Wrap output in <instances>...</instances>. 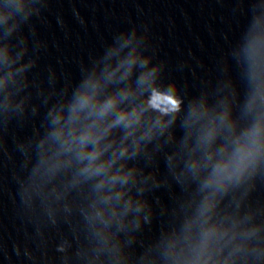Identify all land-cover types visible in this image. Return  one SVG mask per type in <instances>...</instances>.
<instances>
[{
  "label": "clouds",
  "instance_id": "1",
  "mask_svg": "<svg viewBox=\"0 0 264 264\" xmlns=\"http://www.w3.org/2000/svg\"><path fill=\"white\" fill-rule=\"evenodd\" d=\"M47 7L0 0V117L43 109L40 128L16 145L27 162L24 202L75 208L90 237L88 264H135L124 237L150 223L144 194L167 182L139 161L153 163L170 147L163 155L184 195L140 264H264V200L254 195L264 185V11L246 34L250 87L238 103L235 92L189 98L165 79L147 30L136 27L115 33L76 83L37 88L34 98L29 73L38 56L30 51L39 43L30 49L23 29Z\"/></svg>",
  "mask_w": 264,
  "mask_h": 264
},
{
  "label": "water",
  "instance_id": "2",
  "mask_svg": "<svg viewBox=\"0 0 264 264\" xmlns=\"http://www.w3.org/2000/svg\"><path fill=\"white\" fill-rule=\"evenodd\" d=\"M38 2L48 7L23 29L30 49L39 43L38 51H30L38 56L29 73L34 98L37 88L47 94L76 83L81 65L98 56L115 33L133 27L147 30L149 51L166 65L165 79L179 82L189 98L235 92L242 103L250 87L242 49L253 16L264 11V0ZM42 115L41 108L37 115L7 123L0 117V264H88L90 237L79 212L56 206L50 212L38 198L25 203L21 197L27 162L16 145L34 135ZM175 131L182 135L178 127ZM170 151L165 147L150 164L139 161L145 173L155 170L157 179L167 182L144 194L152 206L150 223L124 237L135 264L173 222V210L184 195L168 172L163 152ZM254 195L264 200V185ZM61 246L64 251L57 250Z\"/></svg>",
  "mask_w": 264,
  "mask_h": 264
}]
</instances>
